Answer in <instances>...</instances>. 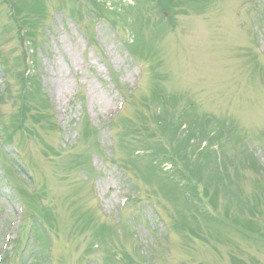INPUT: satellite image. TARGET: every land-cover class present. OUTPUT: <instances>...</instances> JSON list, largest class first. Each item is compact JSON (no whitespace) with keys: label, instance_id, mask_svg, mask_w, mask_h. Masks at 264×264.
Returning a JSON list of instances; mask_svg holds the SVG:
<instances>
[{"label":"rangeland","instance_id":"374dc122","mask_svg":"<svg viewBox=\"0 0 264 264\" xmlns=\"http://www.w3.org/2000/svg\"><path fill=\"white\" fill-rule=\"evenodd\" d=\"M0 255L264 264V0H0Z\"/></svg>","mask_w":264,"mask_h":264},{"label":"trees","instance_id":"16d2710c","mask_svg":"<svg viewBox=\"0 0 264 264\" xmlns=\"http://www.w3.org/2000/svg\"><path fill=\"white\" fill-rule=\"evenodd\" d=\"M33 82H34V84H36L34 80H33ZM209 152H212V154L214 156V161L216 162V153H215V151H209ZM190 166H191V164L189 163L188 168H187L189 170L187 172L192 174V176L187 178L186 175H185V178H186L184 180L185 181V185H183L179 189V186L177 184H175L173 182V180L170 182L171 179L169 178V179H167L168 187L166 189L169 188L170 191L173 194H176L178 196H181L182 194H184L183 190H186V191L190 192L191 194H194V196H196L197 195V186L193 184V182H194L193 178L196 177L198 182L203 184V198H210L211 199L210 189H212L211 187L214 184L210 182L211 178L205 172L204 162H203V166H200V162H198L196 165H192L193 167H190ZM218 178H219V180H220V182L222 184L223 183L222 178L221 179H220V177H218ZM224 188L226 189V192L229 193L228 194L229 196L240 194V192L238 194H234L233 188H231L229 185L228 186H224ZM213 190H215V189H213ZM217 192H218V190H215V195L213 197L214 202H217V200H218L217 199Z\"/></svg>","mask_w":264,"mask_h":264},{"label":"bare ground","instance_id":"6f19581e","mask_svg":"<svg viewBox=\"0 0 264 264\" xmlns=\"http://www.w3.org/2000/svg\"><path fill=\"white\" fill-rule=\"evenodd\" d=\"M58 89L60 90V88H59V84H58Z\"/></svg>","mask_w":264,"mask_h":264}]
</instances>
